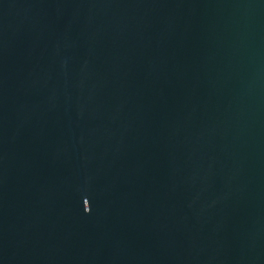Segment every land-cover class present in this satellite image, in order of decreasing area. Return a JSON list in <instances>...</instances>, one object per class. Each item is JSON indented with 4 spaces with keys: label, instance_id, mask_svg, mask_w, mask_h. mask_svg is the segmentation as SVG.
I'll use <instances>...</instances> for the list:
<instances>
[{
    "label": "water",
    "instance_id": "1",
    "mask_svg": "<svg viewBox=\"0 0 264 264\" xmlns=\"http://www.w3.org/2000/svg\"><path fill=\"white\" fill-rule=\"evenodd\" d=\"M0 264H264V0H0Z\"/></svg>",
    "mask_w": 264,
    "mask_h": 264
}]
</instances>
